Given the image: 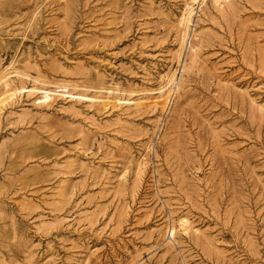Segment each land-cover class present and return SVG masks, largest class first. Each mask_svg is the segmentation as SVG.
Returning a JSON list of instances; mask_svg holds the SVG:
<instances>
[{"label": "rangeland", "instance_id": "obj_1", "mask_svg": "<svg viewBox=\"0 0 264 264\" xmlns=\"http://www.w3.org/2000/svg\"><path fill=\"white\" fill-rule=\"evenodd\" d=\"M0 264H264V0H0Z\"/></svg>", "mask_w": 264, "mask_h": 264}, {"label": "bare ground", "instance_id": "obj_2", "mask_svg": "<svg viewBox=\"0 0 264 264\" xmlns=\"http://www.w3.org/2000/svg\"><path fill=\"white\" fill-rule=\"evenodd\" d=\"M193 1H196V0H193ZM216 2H218V1H221V0H215ZM227 2V1H226ZM203 7V6H202ZM192 12L193 11H191V8H189L188 10H187V12L184 14V16L182 17V20H181V23L182 24H188L189 22H190V16H191V14H192ZM186 26V25H185ZM187 27V26H186ZM187 29H189V28H187ZM7 78V77H6ZM5 78V79H6ZM174 80V79H173ZM4 82V81H3ZM180 83V82H179ZM171 84H172V82H171ZM170 84V85H171ZM177 84V83H176ZM181 85V84H180ZM179 86V85H178ZM174 87H176V85L174 84ZM176 88H178V87H176ZM178 89H180V88H178ZM186 225H188V221L186 220V221H184L183 223H182V227H186ZM175 233H176V230H175V228H173L172 229V231H171V234L172 235H175Z\"/></svg>", "mask_w": 264, "mask_h": 264}]
</instances>
